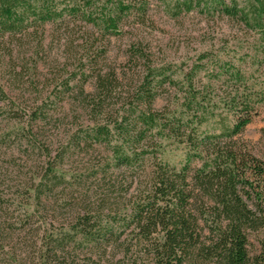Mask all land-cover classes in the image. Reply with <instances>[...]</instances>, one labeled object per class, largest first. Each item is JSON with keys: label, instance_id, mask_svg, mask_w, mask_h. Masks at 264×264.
<instances>
[{"label": "trees", "instance_id": "1", "mask_svg": "<svg viewBox=\"0 0 264 264\" xmlns=\"http://www.w3.org/2000/svg\"><path fill=\"white\" fill-rule=\"evenodd\" d=\"M96 1L102 7L95 16ZM175 1L178 12L203 1L207 10L220 9L231 17L245 11L237 8L236 0H231L232 6L225 0ZM144 3L146 0H0V45L5 38H30V29L66 15L80 16L106 33H118L124 15L134 10L142 13ZM250 7V21L263 31L264 40V0H256ZM12 53L9 50L8 56ZM148 75L132 104L142 108L140 114L129 106L113 120L115 110H108L101 100L110 90L103 76H98L95 92L81 88L89 99L85 108L95 125L83 136L76 132L54 157L45 130L49 119L45 103L18 104L29 118L21 140L48 158L32 164L30 182L16 188L18 200L0 190V264H264V252L252 258L248 250L250 231L264 228V161L233 139L252 121L251 110L246 108L245 116L219 134L199 136L198 126L186 134L188 128L182 131L175 120L159 126L162 114L152 107L158 89ZM0 92L5 93L2 86ZM196 100L193 95L188 106ZM17 115L18 120L24 119ZM100 118L106 123L98 121ZM196 119L197 125L203 123L202 118ZM154 129L159 135L168 132L187 143L201 165L176 169L153 162L142 169L145 160L156 159L153 144L147 141L148 131ZM114 136L119 142L113 144ZM94 143L112 147V162L108 157L89 160V186L82 182L86 175L75 176L72 184L67 182L59 172V162L72 149L82 145L83 150L93 149ZM115 168L120 174L112 170ZM137 168L142 170L137 172ZM76 182L83 188L70 194L74 202L62 200L61 191ZM30 198L46 219L27 211ZM69 206L70 215L64 217L61 210Z\"/></svg>", "mask_w": 264, "mask_h": 264}, {"label": "rangeland", "instance_id": "2", "mask_svg": "<svg viewBox=\"0 0 264 264\" xmlns=\"http://www.w3.org/2000/svg\"><path fill=\"white\" fill-rule=\"evenodd\" d=\"M225 2L232 6L231 0ZM236 2L237 8L245 11L231 17L220 9L207 10L206 1L178 12L175 0H146L142 13L134 10L124 15L118 33H106L103 27L80 16L66 15L30 29V38H5L0 45V86L5 90L4 94L0 92V190L18 200L16 188L30 182L28 170L34 169L32 164L48 158L41 151L33 152L27 141L21 140L27 133L29 118L23 116L18 104L45 103L49 117L45 130L52 141L54 157L59 146L76 132L83 136L95 125L94 117L85 108L89 99L80 89L95 92L100 74L110 86L109 94L101 100L108 110H115L112 120L129 106L140 114L142 108L132 104L148 74L158 89L152 107L162 114L159 126L167 124L166 120H175L183 126L182 131L188 128L186 134L196 126L199 136L219 134L230 129L239 116H245L244 110L249 107L252 121L233 139L264 161L263 31L250 21V6L256 0ZM95 5L96 16L102 2L96 1ZM244 14L248 17L244 18ZM8 47L13 49L12 57L8 56ZM193 95L197 103L189 107ZM17 113L24 119L18 120ZM196 116L203 123L197 125ZM98 121L106 123L103 118ZM157 131H148L147 138L156 159L145 160L142 169L153 162L176 169L201 165L187 143ZM116 138L113 144L119 142ZM84 146L72 149L58 168L71 184L75 176L86 175L82 182L89 186V160L97 162L108 157L112 162V147L94 143L93 149L83 150ZM112 170L120 174L119 169ZM81 188L76 182L61 191L62 200L73 201L70 194ZM26 209L46 219L33 198ZM61 211L68 217L70 206ZM248 238L250 256L263 255L264 228L250 231Z\"/></svg>", "mask_w": 264, "mask_h": 264}]
</instances>
